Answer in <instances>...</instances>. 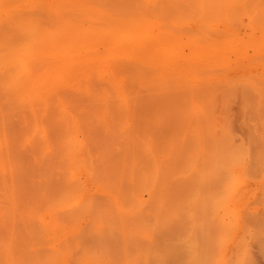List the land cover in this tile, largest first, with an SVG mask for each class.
Masks as SVG:
<instances>
[{"label":"bare ground","instance_id":"bare-ground-1","mask_svg":"<svg viewBox=\"0 0 264 264\" xmlns=\"http://www.w3.org/2000/svg\"><path fill=\"white\" fill-rule=\"evenodd\" d=\"M36 1L37 0H0V93L3 92L5 95L7 92L9 95L8 100L14 102V104L15 102H20L19 104H27L29 105L28 107H30L31 111L35 112V109L39 107L38 105H40V107L42 105L44 108H48L50 96L54 94L60 95L64 86H71L81 92H84L88 97L92 98L91 107L93 113L90 114V117L88 116L86 118H82L77 115L70 114L64 107H61V119H59V115L58 118L53 116L54 118L51 117V121L47 123L39 118V116H36L35 118L34 115L36 114L34 113L33 116L36 121H30V117H24V120L22 119L21 121L20 119V124L15 123V121L13 122L12 118L9 116H0V186L2 188V193H4L2 195H5L6 197V201L3 200L4 203L0 200L2 201L0 202V215L6 216V213L10 212L13 213L12 216H14V213L17 210L21 212V214L18 212L16 215L19 214V218L21 219L22 212L23 214L27 212L26 216L22 215V219L25 222V224H23L26 226L28 217L30 220L36 219L38 221L37 224H39L38 232H36L37 227L34 230H30L31 228L29 229L24 226L26 228L25 230L19 227L20 224H16V226L18 225L21 229L19 230L23 232L22 236L21 232L18 235L21 236L20 239L18 237V240L16 239L15 233V231L18 230L10 231V233L6 234L8 235L10 241L8 240V242L3 244V239L1 241L2 245L0 248L3 246V250H0V252H2L0 253L2 255V257L0 256V264H106L102 259V251L103 249H106L103 241L109 237L111 232H114L111 222V224H105L106 221V223H109L111 220H109V218L114 217L115 221L117 220L118 222L122 220V223L124 224L120 235L123 239L122 247L124 248L122 249H124L126 253L130 248H133L134 253L136 251L135 248L139 247L140 249V245L132 243L133 240H138L139 238L143 239L148 236L150 245H153L154 235L158 233L159 228L168 227L167 229H173L171 232L172 235L175 233V230H179L178 225L180 226L182 223L180 212H175V209L177 208H174L175 203L173 204L172 200V196H175L172 195V187L165 186L164 189L160 191V181L162 179L163 171L165 172V165L153 163L150 165L149 170H145V164L143 162L145 154L143 151L146 147V141L153 140V130L150 126L166 124V122H168L163 119L166 115L161 110H158L157 114L154 113V117L147 113L149 110L143 103L145 96L143 93L147 88L144 86H146L154 78V80H156V78L162 74L164 68L168 65V57L173 53L174 48H178L179 45L173 47L168 43L169 38L173 33L170 30L171 28H166L164 22L162 24V21L159 22L160 20L154 16L157 11L152 12V10H155V6L156 9L157 7L163 8L165 0H110V2L106 1L108 4L105 3V1H100V3L107 4L113 9V12L107 11V9L103 12L104 9L101 8L103 5H99L101 11L103 10L101 14L105 16H103L104 18L102 20L104 21L105 19L106 22H104L109 24L108 28L106 30L104 29L103 33L102 31L100 33L99 31L87 29V27H84L86 29L81 28L84 24H82L81 27H78L79 24L77 22L80 20L76 21L74 18V21L72 22L64 19V21L66 20L67 22L65 21L63 25L61 24V26H57L58 28L56 27V29L53 27L47 28L48 26L43 27L42 22H45L43 18H46L45 15L49 12V9L50 12L52 10L49 4L52 3L54 6L55 3L54 0H52L53 2H50L49 0L47 6V3H44V7H49V9H47L48 11L46 10V14H42L45 17L42 16V18H40L43 20L40 22V24L42 23L41 26L39 24L40 20H38V16V19L36 20L33 12H26L28 10L32 11L30 10L32 8L34 10L33 6H35V10L39 11V9H36L37 5L34 4ZM65 1L66 0L59 1V4L62 2L61 5H63L64 9L60 6L62 10L60 7V10H58L59 8L57 9L54 6L57 10L53 9L52 11L55 10L57 11V14L64 15L65 18H68V11L72 9L69 13L70 16L74 9L72 7L71 9L69 7L65 8ZM77 1H80L79 3L82 2V0ZM173 1L174 0H170L169 2ZM177 1L179 2V0ZM180 1L182 4H185V6L183 5L185 8H181V10L184 9L185 11L186 9L187 11V8H189L188 10H191L192 13L195 14L196 19L199 21V32L203 33L199 37L195 36L191 41L194 45V49H196L194 57L201 56L202 58L198 60L197 63L189 62L190 64H188L187 75L191 78L194 87H196V85L197 87L194 90H188L184 94L192 97V103L190 107L182 111V114L178 115V118L180 119L178 122H180V127L191 123L195 124L192 130H186L187 133H185V137L191 136V138L198 139L199 146L202 151L201 153H205V146L203 145L204 139L211 138L209 141L214 142L215 144L210 151L212 154L200 155V158L202 159L205 156L208 157L210 160L202 159L203 162L209 161L208 163L212 160L213 162H215V160H222V164L221 161H218L212 163V167L219 168L220 164V168L224 169H222L223 178L227 176L223 174L229 173L227 179L225 178L223 182L220 181L219 183L217 179H219L221 175L219 176L218 173L219 177L217 178L216 176L217 179H215V176H212L211 174L219 172L220 168L217 171H215V169V172L211 170V174L203 170L201 167H198L195 172H193V175L195 173L198 174V172L203 173L204 171L206 174L209 173L212 177V182L214 183L209 182L216 185L215 182L217 181V185L219 187L217 185L216 186L219 188V191L221 189L217 196L216 194L215 196H210L209 193L212 188H210L211 185L208 184V180H210V178L206 179L208 185H205V187L202 185V189L205 190L204 192L200 189L201 184L199 186V183H203L206 176L209 177L210 175L207 174L204 176L205 174H203L204 177L202 178L204 181L202 182V180H198L199 183L197 180L192 178L194 179L193 181L198 183L199 191L202 194L197 192V185L195 186L197 189L196 193H200L201 196H205L203 193H207L209 190L206 194V200L204 196H202L204 198V201L202 202V197L200 198L198 196L199 194H195L197 195V201L200 200L199 203L196 202L198 204V208L203 206L201 208H203L204 211H206L207 208L210 210V206L212 204L211 209H214V212L212 210V212L209 211L213 217L207 213L208 210L205 212L206 215L204 211L201 212L203 213L201 216L199 215L200 217L203 215L205 217L204 219L200 218V221H202L203 224V221H206L207 218L209 220L206 222L212 221V225H201V228L200 224L202 223L200 222L198 223L200 226L199 228L194 225L197 221L199 222L198 218V220L194 221V223L190 226L188 225V230L191 231V229H194L193 231L196 233L197 231H195V229L199 228V233L201 231V234H203L199 235L203 236V238L205 237L204 240H207V245L204 242L199 243V241H203V239L199 240V235H196L198 238L195 237L194 239L193 237L195 234L193 233V235H191L193 231H188L190 232V234L188 233V236L190 237V242L192 244L188 241L189 238H185L187 230L184 233L181 228L183 233L181 232V229L180 232L182 234L179 232L180 238L181 236L183 238V235L185 234L184 238L188 241V243H190L189 246L193 247H190V249H193L194 251L192 250L191 252L189 250V252L193 254H191V258L192 256L196 258L198 255L199 257L196 258V260L198 259L197 262L204 264L205 262L201 260V256L199 254L200 252H198V250L202 248L201 250L205 252L207 246L210 245V240L208 239L209 237L206 233L207 230H204L206 227H214L217 225V228H220V232L218 233L220 237L218 236L217 238L221 240L222 243L223 240L224 242H227L233 237L234 239L237 238L232 249L233 251L236 249L237 252H239V250L241 252V249L244 248V246H250L248 243H251V238L248 236L252 235V239L253 237L254 239H257L256 237L260 236L258 233L262 230V232H260L262 235L264 232L262 228H258V226L261 227L260 222L259 224H256L258 225L256 228H253V226L255 227L254 223L257 222H250L253 216L255 219L253 218L252 220H256V214H259L255 211V209L252 210L249 205V198L253 195L252 192L248 189H244L243 187L237 189V187L244 182L245 179L251 178L250 172L254 169L256 173H258L257 171L262 172L264 176V155H261L259 151H257L256 155H251L253 144L249 145L245 141L236 143L234 135L229 129L227 123H219L215 120L216 117H213L212 114L214 112L212 109L214 108L213 97L217 93V90L212 89V87L215 86L214 83L217 82V78L207 77L204 73H202V76L199 74L201 70L203 71L206 66L211 63H214L222 70H224L223 68H229L232 62L231 56L233 55V49L246 44L244 41L240 42L236 38H231V36L235 34L234 29H236L235 14L248 15V18L244 19L247 28L252 30V32L261 33L253 47L257 51L264 50V0ZM72 2L73 4H79L74 0H72ZM176 2L173 3L176 4ZM97 3L94 4L95 7L88 6V4L91 3H88L86 6L82 4L81 7L83 9L87 7L89 9L92 8L91 10L95 11L98 10L97 8L99 7ZM178 4L179 3H177V5ZM38 5H40V3H38ZM42 6L43 4L40 6L41 9ZM75 6L76 4H74V7ZM105 8L107 7L105 6ZM111 8L108 9L111 10ZM79 9L77 10L79 11ZM89 9L85 10L88 12ZM43 10L45 9H42V11ZM75 10L72 13H75L76 15ZM130 10L134 11L133 15ZM58 11L60 12L58 13ZM128 11H130V13H128ZM85 12L84 14H87V12ZM65 13H67V16ZM150 13H154L152 15L155 20L153 16H149ZM84 14H82V16ZM79 16H81V14H79ZM48 17L50 16L48 15ZM55 17L57 18L59 16L55 15ZM70 17L68 19H70ZM75 18L78 19L79 17ZM156 18L159 20L158 22L156 21ZM48 20H51V18H48ZM73 22H76L78 26H76V23ZM59 23H61V20ZM80 23L82 22L80 21ZM51 24L52 26L54 25L53 22ZM56 24L54 26H56ZM123 30L129 32L127 37L132 41L129 45V49L132 50L130 53L132 54L130 55V60L118 63L116 67L113 66L117 72L113 80H110L108 84L110 85V89L114 90L113 93L117 90V93L115 94L116 97H114L110 92V89L95 85L91 82V78L97 74L96 72L99 70L98 67L101 66L100 57L102 56H100L98 52V43L103 39V37H106V39H108V44L110 43L111 46H109L106 50L107 52L105 53L112 52V50L116 51L119 33ZM209 31L213 32L218 37H211V33L209 34ZM224 38L226 39L223 41L222 39ZM227 38L231 39L227 40ZM55 43L58 44L56 47L54 46ZM161 53L165 54V58H161L159 56ZM242 54H244V51L240 53V55ZM125 73L127 76H124ZM120 78L121 81H119ZM240 78L249 92L251 90L252 93L258 95L259 102L257 105L259 107L264 106V77H258L252 74L247 75L244 73ZM125 80L127 82L130 80L133 83H131L132 86H130V88L126 89V85L121 84V82H126ZM224 80L225 79H221L218 80V82ZM203 83L206 84L205 87H202ZM212 83L214 86H211ZM207 85L208 87L211 86V88H208ZM248 90L244 93L248 92ZM178 96H180L178 93L166 91L164 98L173 102ZM186 101L188 105V100L186 99ZM174 103L176 108L183 109L186 107V103ZM162 106L164 105L158 104L157 109ZM245 109H248L247 105H245ZM245 112L249 113L248 110ZM248 118L247 120L251 122V127H255L257 130L259 127L260 129L264 127V116L261 113H258L255 118ZM32 119L33 118H31V120ZM23 121L25 124L21 123ZM21 126H26L27 130L21 131ZM79 130L81 133H84V139L78 137L77 134L79 133ZM257 136L259 138L257 141L264 143V132L257 133ZM91 139L93 142L98 139L96 142V146L98 147L97 153L92 152L93 142ZM111 142L116 143L117 146L115 148L120 154L123 153L121 156L123 160H120L121 162L117 161L116 164L110 161L109 158V151L112 150L110 148ZM219 142H226L227 145H222ZM97 144H100V146ZM123 144H125L124 147H118L123 146ZM22 145L26 146V150L21 148ZM21 150H23V152ZM58 159H60V161H58ZM251 159L254 163L250 162ZM189 160L193 161L194 164L191 166H194V158H189ZM196 160L199 161L200 159L196 158ZM56 162L59 163V165H56ZM71 163L75 164L74 168L70 167ZM208 163L205 164L208 165ZM196 165L198 166L199 163H196ZM58 166H62L61 171L59 172L62 173V177L59 178L55 176L56 168ZM191 166L188 167L187 165V169L189 168L193 170L194 167H192V169L190 168ZM209 166L211 168V165H208L207 167L206 165L204 166L203 163V168L207 167L205 169H208V171L210 170ZM200 168L203 172L202 170H198ZM189 169L187 171L191 172ZM79 170L86 172L89 179L94 182L99 189H101V191L106 195V198H110V201L108 200L109 202H106L109 203L107 207L106 204H102L101 201L100 203L97 202V197L95 198V196L85 197V192L87 191L86 183L75 178V172ZM222 170H220V173ZM118 172H122L121 176ZM254 172L251 173L253 174ZM168 174H171L174 181L176 180L175 177L177 173H174L172 166L169 167ZM213 178L216 181H214ZM30 179L33 180L31 183L29 181ZM129 179L131 180V183L128 182ZM220 180H222V178H220ZM193 181H190V188L193 186ZM191 182L193 183L191 184ZM134 183L137 184V186ZM206 187H208V189H206ZM31 188L33 191H38L40 193H35V195L32 196L33 192L29 194L28 191ZM192 188L194 190V187ZM217 188L213 186L212 190H217ZM262 189L264 191V184ZM146 191L149 194L148 200L144 198ZM188 191L186 195L190 196L193 191L190 190L192 192L189 191V195ZM42 192L45 195L51 192L53 197V200L51 201L52 203L46 207L43 212H41L42 210L36 211L37 209L35 210V208L37 206L33 208L34 203L37 201L39 202L40 199H38V197L42 194ZM214 193H216V191H214ZM214 193L211 192V194ZM181 194L182 193H180V196L184 197V195ZM186 195V199L183 200L184 202L185 200L188 201L194 199V193L193 197H191L193 199H187ZM208 196L213 197L210 198L211 201L208 199ZM263 197L264 196H262V198ZM98 200L101 199L99 198ZM195 200L196 199H194V201ZM7 201L8 203L5 204ZM194 201L190 202L193 203ZM205 201L210 203V206L206 205ZM177 202L178 201H176V203ZM200 202L202 204L204 202L207 208L204 204L200 205ZM260 202H262V200ZM186 203L187 202H185V205L189 206V204ZM191 203V210L194 212V210L196 211L198 208H193L194 206H197H192ZM23 204L26 205L24 206L26 207L24 210L21 208ZM238 204H242V207L239 208ZM262 205L264 204L262 203ZM187 206H185V208L188 209ZM65 207L67 208L66 210L61 213L58 212L59 209ZM179 207L181 208L183 206ZM20 208L22 211H20ZM109 209L110 211L112 210L111 214H109ZM184 210L185 209L180 211ZM188 210H190V208ZM191 210L189 212H191ZM199 210L200 209H198V211ZM163 211L167 215L161 216ZM51 212H55L53 219L50 222L46 221L44 218L45 215ZM175 213H177V216L180 214L179 217L181 220L179 217L176 218L178 220L176 222L179 223L176 226L178 229L174 230V223H176L174 222L176 220ZM196 213L197 211L191 215H196V217H198V213ZM145 216L147 217V220L145 219ZM187 216L190 217V214L187 213ZM232 216H235L240 222L236 227H232L229 222V218ZM9 217H11V214ZM17 217L15 216L16 219H19ZM24 217L27 218L24 219ZM11 219L14 220V217L10 218V220ZM16 219L14 221L15 223L17 221ZM3 220L6 221V219ZM193 220L191 222H193ZM11 221L9 222L10 224ZM83 222L88 226H81L80 224ZM188 222L191 223L190 221ZM0 223L2 224L3 222L1 221ZM5 223L7 226L10 225L7 222ZM23 224L21 223V225ZM192 225H194V228H192ZM251 225L252 227H249ZM11 226H13V224H11L9 228ZM55 226L58 228L56 229ZM248 227L257 229V236L255 235L256 233L251 234V232L248 231ZM262 227L264 228V226ZM209 229L210 228H208V230ZM7 232H9V230ZM246 232H250V234H246ZM27 233L34 236L37 234L38 236L32 240H28L26 236L28 235ZM244 233L248 236H245ZM94 234H96V239L93 237ZM179 234L174 235L175 238H178ZM206 236L208 238H206ZM243 237L244 239L246 237L248 239L250 238V241L246 240L247 245H245V241L243 242ZM175 238L171 240V245L169 243L170 247L165 249L166 252L163 254V258H165L166 254L170 255L168 252H171L172 254V245L175 243ZM85 239L93 245L90 246L85 244ZM19 240H21L22 243L19 242ZM183 240L184 239H182V242L179 240L181 246L184 242H186V240ZM222 243L219 247H216V250L220 249V252L218 251L219 254L213 253V255L215 254V257L218 255L220 256L215 259L214 256H212L211 262H214V264H231V257H235L236 254L234 255L230 253L232 250L230 251L229 248L231 246L229 244L222 245ZM242 243H244L243 247H241V249H237V247H240L238 246L239 244L242 246ZM200 244L202 245L201 247H199ZM260 246L262 248V244ZM210 247L211 246L208 248L209 250L207 249L208 251H211ZM182 248L181 250L183 251ZM96 249L99 250L96 251ZM17 250H20L21 253L19 251L17 252ZM77 250L83 251V255L81 257H75L77 254L75 251ZM244 250L245 252L247 251L245 248ZM42 251L44 252L42 253ZM139 251H142V254L140 253L141 256L145 252V250L143 252V249L137 250V252ZM137 252L135 254H137ZM126 253L124 252L123 256H125L124 254ZM229 253L232 254L230 255V259ZM249 253H251V251L248 252V254L246 253L247 255L244 252L240 253V258L237 262L239 264H247L248 260L251 261L252 258L251 260L248 259L249 256H251ZM128 256V258L125 257L127 260L122 257L124 261L119 258V261L122 260V263H120L123 264V262H125V264H134L137 259L132 261L130 254ZM141 256L139 257L141 258ZM236 256L237 258L239 257L238 255ZM188 257L190 258V255ZM134 258L135 257L133 255V260ZM159 258H161V256ZM194 258H192V260H194ZM213 259H218V261L216 262ZM234 259L235 258H233V260ZM233 260L231 262H233ZM119 261L116 260L114 262L113 260L111 264H120ZM186 261H188V264H200L195 263V260L194 263L193 261L190 263V260ZM234 264H237L236 260L234 261ZM248 264L250 263L248 262Z\"/></svg>","mask_w":264,"mask_h":264},{"label":"rangeland","instance_id":"rangeland-1","mask_svg":"<svg viewBox=\"0 0 264 264\" xmlns=\"http://www.w3.org/2000/svg\"><path fill=\"white\" fill-rule=\"evenodd\" d=\"M37 1H41V2H37ZM37 1H36L37 4H36V2L34 3L35 5L38 6V7L36 6V9H39V11H40V9H41L40 6L43 4L42 9H45V10L42 11V9H41V11L39 12L38 10H35V6H33L34 10L32 8V9H30L32 11L28 10L26 12H30V13L33 12L34 18L36 17L35 18L36 20L39 17V19H38V20H40L39 24L43 20L45 22L49 21L48 23L47 22L46 23L42 22L43 24L41 23L43 25V27H47L48 26L47 28H50V27L52 28L53 27V28L56 29L57 26L59 27V25L61 26V24L62 25L64 24V22L66 21V20L64 21V19H67V21L69 20V21L72 22V21H74L73 20V18H74V19H76V21L80 20L82 22V23H80V21L77 22L79 24V26H78V24L76 22H73V23H76V26L81 27L82 24H84V26H82L81 28L87 27V29H91L93 31H99L100 33L102 31V33H103L104 29L106 30L108 28L109 24L105 23L106 22L105 19H104L105 22L102 20L105 16L101 14L102 11H103V10L101 11V8L104 9L103 12H105L106 9H107V11H112L113 12V9L109 5H107L108 3L106 2V1L110 2V0H84V1L82 0L81 3H79L80 1L78 2L77 0H74L75 2L79 3V4L74 3V4H76L75 7H74V4H73L72 0H70L72 2V5H71V2L69 0H66L65 3H64V5H65L64 7L65 8L69 7L71 9V7H72L74 10L76 9L75 10L76 11V15H75V13H72L74 10L71 12L70 16H72V17L69 16V13H70V11L72 9L70 11H68V18L70 17V19H72V20H70L68 18H65L64 15L57 14V11H55V10H54L55 12L52 11L53 9H56V8L58 9L60 6L63 8V5H61L63 1L59 4V1H61V0H54V3H55L54 6L56 8L52 5V3H50L49 5H50V7L52 9L51 12H50L49 7H44L45 6L44 3L45 4L47 3L46 4V6H47L48 3H49V0H47V1H45V0H43V1L42 0H37ZM97 1H98V3H97ZM100 1L101 2L105 1V3H107V4L100 3ZM112 1H114V0H112ZM169 1L170 0H165V3H164L165 5L163 6V8L162 7L161 8L157 7V9H156L155 8L156 6H155L154 7L155 10L154 11L152 10V12H156L157 11L158 14L157 13H155V14L154 13H150L149 16L151 17V16H153L152 14H154V16L157 17L160 20L159 21L156 18L157 22L158 21L159 22L162 21L161 23L163 24V22H164V25L166 26V28H171L170 30L173 33L171 34V37L169 38V42L168 43L170 45H172L173 47L176 46V45H179V46H178V48L175 47L174 50H173V53L168 57V65L164 68L162 74L160 76H158L156 78V80H154L155 78L154 79L152 78L153 80H151L146 86H144L145 88L146 87L147 88H146V91L144 90V93H143L145 95L144 99H143V103L145 104V106H147V108L149 110L147 113L150 116L154 117V113L157 114V111L161 110L166 115L163 119L165 121H168V122H166V124L150 126V128H152V130H153V140H147L146 141V147H145V150L143 151L145 153L144 157H143V162L145 164V167H144L145 170H149L150 169V165L153 164V163L154 164L155 163H159V164H164L165 165V172L163 171L162 179L160 181V191H162L165 186L172 187V195L176 196V200H175V196H172L173 204L175 203L174 204V206H175L174 208H177V209H175V212L179 211L180 214H181V215L178 214V216H177V213H175L176 214L175 219L178 218L179 215H180V217L182 218V223L180 221L181 224L179 226L178 225L179 222H176L178 220L176 219L174 221V222H176V223H174L175 224L174 230L178 229L176 227L177 225L179 227V230L178 231L175 230L174 231L175 233L172 234V235H171V232H172L173 229H171V228L167 229L168 227L159 228L158 233L154 235V243H153V245H150V243L148 241L149 240L148 236H146V238H143V239L139 238L138 240H133L132 243L140 245V249H139V247H137L138 249L135 248L136 249L135 253L137 252V250H142L143 249V252L145 250V252H144L145 254L143 253V255H142L144 257V259H143V257L140 255V253L142 254V251H139V252H137V254H135L133 248H130L127 253H126V251L124 249H122L124 247H122L123 239L121 238L120 233L122 231V228L124 227V224L122 223V220H120L119 222L116 220L117 221L116 222L114 217L109 218V220L111 219L112 221L108 220L109 223H106L107 222L106 221L105 224H111L112 223V225H113L112 228H113L114 232L113 233L111 232L109 234V237L103 241L105 243V248L106 249L105 250L103 249V251H102V259L105 261L106 264H111V262L113 260H114V262L116 260L119 261V258L122 259V257L124 259L129 254H130V257L132 258V261H135V259H137L136 260L137 262L135 261L134 264H188L187 263L188 261H186V260H190V263L192 261H193V263L195 261H196L195 263H200V262H197L198 259L196 260V258L199 257V256L197 255V257H196L194 255L196 258H194L192 256V258H194V260H195L194 261L191 258V254L192 253L189 252V250L192 252L193 249H190L191 246H189V245H190L191 242H190V237L188 235L194 229H191V231L188 230V225L190 226L192 223H194V221H197L198 218H199V222L197 221L194 225H196L199 228H200L201 225H208V224L212 225L211 224L212 221L206 222V221L209 220L207 218H206V221L205 220L203 221L204 224L202 223V221H200V218H202V219L205 218L204 215L202 217H200L203 214L201 212L204 211V209L201 208L203 206H200V208H198V206H197L198 204L197 203H199L200 200L197 201V198H196L197 195H195V194H199L198 196L200 198L202 196H204V195L201 196L202 193L199 191V186L201 184V186H200L201 188L200 189H201L202 192H204L205 190L202 189V185L205 187V185L209 184V185H211L210 188L212 187L211 188V192L214 193V191H216V193H214V194H211V192H210L209 193L210 196H212V195L215 196V194L217 196L218 193L221 191V189L219 191L218 190L219 188H217L218 182L219 183H220V181L223 182L225 180V178L227 179V176L229 174V173L225 172L226 174H223V175H227V176L226 177L224 176L225 178H223L222 173H223L224 169L222 168L223 169L222 170L220 168L221 167L220 164H219V168H220V170H222L221 173H220V170H219V172H215V171H217L219 169L218 167H215V168L212 167V163L221 161V164H222V162H223L222 160H215V162H213V160H212V161H210V163H208L209 161L208 162L207 161L203 162V160H202V159L210 160L208 157L205 156L202 159L200 158V155L212 154L210 151L215 146V144H214V142L209 141L211 138L204 139L203 145L205 146V148H204L205 153H201L202 151H201V148L199 146L198 139L191 138V136L185 137V133H187L186 130H192L193 126L195 124L191 123L189 125H183L182 127H180V125H179L180 122H178V121H180V119L178 118V115L182 114V111L184 109H187L188 107H190V105L192 103V97H190L188 95H184V94L188 90H190V89L194 90L197 87V85H196V87H194V84H193L191 78L187 75L188 64H190L189 62H196L197 63L198 60H200L202 58L201 56L194 57V53H195L196 49H194V45L191 43V41L194 39L195 36H198V37L201 36L203 32H199L200 31L199 28H198L199 21H198V19H196L195 14H193L191 10H188L189 8H187V11H186V9H185V11H184V9L181 10V8H185V7H183V5L185 6V4H182V2L180 0H179V2L177 0H174L173 2L177 1L176 4L173 3V2H169ZM50 2H53V1L50 0ZM66 2H67V4H66ZM38 3H40V5H38ZM88 3H91V4H88ZM96 3L98 4V6L99 5L100 6L103 5V6L101 8L99 6L97 8L98 10H95V11L93 10L92 11L91 7H95L94 4H96ZM177 3H179V4L181 3V4L177 5ZM82 4H84L85 6L87 4H88V6H91L90 7L91 9H89L88 7L85 8V9H89L88 10L89 13L85 9H83L81 7ZM57 5H58V7H57ZM104 5L107 8H105ZM149 5H151V4H149ZM181 5H182V7H181ZM77 6H79L80 9ZM52 7H54V8H52ZM60 8L58 10H60ZM62 8H61V10H62ZM108 8L109 9L111 8V10H109ZM47 9H49V12H47V14H46V10ZM77 9H79V11L81 13ZM83 10H85L87 12V14H84L85 11H83ZM34 11H37L39 13L34 12ZM130 11L132 12L131 14L133 15L134 11L133 10H130ZM130 11H128V13H130ZM59 12L60 11H58V13ZM44 13L46 14L45 16H46L47 19L43 18V20H41L40 18H42V16H44V15H42ZM50 13H51V15H50ZM66 14L67 13H65V15ZM79 14H81V16H79ZM82 14H84V15L82 16ZM107 14H109V13H107ZM48 15L50 17H48ZM55 15L56 16L58 15L59 17L56 18ZM154 16H153V18H154ZM75 17H79L80 19L79 18L77 19ZM48 18L49 19L51 18V20H53V21L48 20ZM53 18H55V19H53ZM246 18H248V15L235 14V20H236L235 21V26H236V29H234L235 30V34L232 35L231 38H236L240 42L244 41V42H246V44L242 45L241 47H236L235 49H233V53H232L233 55L231 56V59H232L231 66L229 68H223L224 70H222V69H219V67L217 65H215L214 63H211V64H208L203 71L201 70L199 72V74L202 76V73H204V75L207 76V77L217 78V82L214 83L215 86L213 85V83L211 84V86H214V87H212V89L217 90V93L213 97L214 108L212 109V111L214 112V113L212 112L213 113L212 115H213L214 118L216 117L215 120H217L219 123H223V122L227 123L229 129L231 130L232 134L234 135V139H235L236 143H241L242 141H245L249 145L253 144L252 145V149H251L252 150V154L251 155H256L257 151H259L261 153V155H264V143L257 141L259 139L258 136H257V133H263L264 132V127L261 128V129L259 127L258 130H257L255 127H251L250 126L251 122L247 120L248 117L250 119L251 118H255L258 113H261L264 116V106H260L259 107L257 105V103L259 102L258 95L252 93L251 90L249 92V90L245 87V85L242 83V80L240 78L242 76V74H244V73L247 74V75L252 74V75H256L258 77H264V50L257 51L253 47L254 44H256L257 38H259L261 33L260 32H256L255 33V32H252V30L248 29L246 24H245V22H244V19H246ZM56 19H58V20H56ZM60 20H61V23H59ZM154 20H155V18H154ZM50 22L51 23L53 22L54 25L56 23H59V24H56V26H54V25L52 26V24ZM84 29H86V28H84ZM210 33H211V35H210L211 37H218L213 32L209 31V34ZM26 34H28V33H26ZM128 34H129V32H127L126 30H123V31H121L119 33V39L117 40L118 41V46H117V50L116 51H113L111 49L112 52L105 53V52H107L106 50L109 48V46H111L110 43L108 44V42H107L108 39H106V37H103V39L98 43V46H97L98 52H99V55L102 56V57H100L101 66L98 67L99 70H98V72H96L97 74H95L91 78V82L92 83H94L97 86L107 87L108 89H110V85L108 83H109L110 80L111 81L113 80V78H114V76H115V74L117 72V71H115L113 66L116 67V65L118 63H121L122 61L130 60V58H131L130 55L132 53H130V52L132 50L129 49V45L131 44L132 41H131L130 38L127 37ZM231 38H227V40H229ZM225 39L226 38H224L222 40L224 41ZM57 45H58L57 43L54 44L55 47ZM242 51H244V54L240 55V53ZM159 56L161 58H165V54L161 53V54H159ZM124 76H127L126 73H125ZM221 79H225V80L218 82V80H221ZM119 81H121V78H120ZM131 83L132 82L130 80H128V82L127 81L126 82H121L122 85L123 84L126 85L125 86L126 89L130 88V86H132L133 83L132 84ZM205 83H203L202 87L206 86ZM211 86H209V87L211 88ZM207 87H208V85H207ZM100 89H101V87H100ZM140 89H142V88H140ZM246 90H248V92L244 93ZM0 91H1V89H0ZM127 91H129V90H127ZM166 91L178 93L180 96H178L172 102L171 100H167V99L164 98V95H165ZM110 92L113 94L114 97H116L115 94L117 93V90H115V93H113L114 90L110 89ZM0 94H1V97H0V116L1 115L9 116V117L12 118V121L13 122L15 121V123H17V124L20 122V119H21V121H22V119L24 120V117H27V118L30 117V119H29L30 121H33V120L36 121L35 120L36 116H39V118H41L42 120H44V122H47V123H49V121H51V117H53V116L56 117V118H58L60 116L59 119H61L62 118V116H61V112H62L61 107H64L70 114H74V115H77V116L82 117V118H86L88 116L90 117V114L93 113V110H92V107H91L92 98L88 97L84 92H81L80 90L76 89L75 87H71V86H64L63 90L60 92V95L54 94V95L50 96L49 97V102H48V108H44L42 105H41V107H40V105H38L39 107L35 106V107H37V109H35L37 112L36 111L32 112L30 107H28L29 105H27V104L25 105L23 103L19 104L20 102H15V104H16L15 105L14 102L8 100L9 99V95H8L7 92L5 93V95H4L3 92H1ZM186 99L188 100V105H187ZM174 102H179L181 104H185L186 103V107L183 108V109L176 108ZM11 103H13V104H11ZM158 104L164 105V106H162L161 108L157 109ZM245 105H247L248 109H245ZM246 110H248L249 113H246L245 112ZM34 113L36 115H34ZM33 115L35 116V118H34ZM101 117H103V116H101ZM31 118H33V119L31 120ZM17 119H18V122H17ZM61 122H62V120H61ZM21 123L25 124L24 121L21 122ZM17 127H18V125H17ZM26 130H27L26 126H23V127L21 126V131H26ZM82 133L79 130V133L77 135H78V137L84 139V133L83 134ZM97 141H98V139L95 142H93V140H92V142H93L92 143V147H93L92 152L93 153H97L98 152V147L96 146V142ZM219 143L222 144V145H227L226 142H219ZM97 145L100 146V144H97ZM124 145L125 144H123V146H118V147H124ZM110 146H111L110 148L112 149L111 151H109L110 161H112V162H114L116 164L117 161L123 160L122 157H121L123 155V153L120 154L115 148L117 146L116 143L111 142ZM21 148H23V150H26V146H24V145H22ZM23 150H21V151L23 152ZM189 158H194V162H195L194 166H191L194 163H193V161L189 160ZM196 158H199L200 160L198 161V160H196ZM58 161H60V159H58ZM250 162L254 163V161H252V159H251ZM196 163L197 164L199 163V165L197 166ZM203 163H204V166L206 165L207 167H208V165H211V168L209 166V168H210L209 171H208V169H205L207 167L203 168ZM205 163H208V165L205 164ZM56 165H59V163H57ZM187 165H188V167L191 166L190 168L194 167V169L192 168L194 171L188 168L189 170H191L192 173L190 171H187L188 170L187 169ZM171 166L173 167L174 173H177L176 177L178 176L177 178L175 177V179H176L175 181H174L173 177L171 176V174H168L169 173V167H171ZM70 167L74 168L75 164L71 163ZM198 167H201L203 170H205V171H207L209 173H210L211 170L214 171L216 169L214 171L215 174L214 173H212V174L210 173V174L212 176H215V179H217L221 175L219 177V179H217L218 182L213 178L214 181H216L215 183H216L217 186L215 184H211V183H214V182H212L211 175L209 173H207L210 176L209 177L206 176L207 175L206 172L204 171L205 172L204 173L201 168L198 169V170H202L203 173L196 171V172H198V174L195 173L193 175V172H195V170ZM61 168H62V166H58L56 168L55 176L58 177V178L62 177V173H59L61 171ZM252 170H253V168H252ZM254 171H255V169L253 171H251V172H254ZM251 172H250L251 178L250 179H245V181L242 182L237 187V189H239L240 187H243L244 189H248V190H250L252 192L253 195L250 196V198H249V202H250L249 205H250L252 210L255 209V211L258 212L259 214L258 215L256 214V216H257V217L255 216L256 220H252L254 218L253 215H255V214H253L252 215L253 218H251L250 222L251 221H252V223H254L253 221L257 222V223H254L255 227L253 226V228H256V226H258L256 224H259V222H260L261 227L258 226V228L259 229L262 228L264 230V228L262 227V226H264V209H263L264 205H262V203L264 204V202H263L264 197L262 198V196H264V191L262 189L263 188V184H264V179H263L264 176H263L262 172H259V171H257L258 173H256V171H255L254 172L255 174L254 173L252 174ZM121 173L118 172V174L120 176H121ZM218 173H219V176H218ZM203 174H205L204 176H206V178H205L206 184H205V181L202 178V177H204ZM196 175H200V176H196ZM252 175H254V176H252ZM190 176H193V177H190ZM194 176H196L197 178L194 177ZM216 176H217V178H216ZM262 176H263V178H262ZM75 178H77L78 180L86 183L87 191L85 192V197L95 196V198L97 197V202L100 203V201H101V203L102 204H106V207H107V205L109 203H106V202L110 198L109 199L106 198V195L101 191V189H99V187L94 182H92L89 179V176H88V174L86 172L80 171V170L76 171L75 172ZM192 178L197 180V182H198V180L199 181L202 180V182L203 181L204 182L203 183H199L198 182L199 183V186H198V183L193 181L194 179H192ZM207 178H210V180H208V184H207V180H206ZM220 178H222V180H220ZM188 179H190V180H188ZM191 180L194 183L191 182V184L193 183L192 184L193 186H191V188H190V181ZM29 181L31 183L33 180L30 179ZM188 181H189V183H188ZM128 182L131 183V180L129 179ZM135 185L137 186V184H135ZM196 185L198 186V187H196V188H198V190L195 188ZM212 185L215 186V188H217V190H215V189L212 190L213 189ZM192 187H194V190H193ZM208 187H206V189H208ZM188 188L190 190H192L193 192L190 191ZM56 190H59V189H56ZM188 190L190 192H192V194H190V196L186 195ZM196 190H197V192H200L201 194L200 193H196ZM28 191H29V194L33 192L32 196L35 195V193H37V194L40 193L38 191H33L32 188L29 189ZM189 191H188V195L190 193ZM183 192L184 193L186 192V193L184 194ZM208 192H209V190L207 191V193ZM49 193H47L45 195L42 192V194L39 195V197H38V199H40L39 202L37 201V202L34 203V206L32 205L33 208H35L37 206L35 208V210L37 209L36 211H38V210L41 211L42 210L41 212H43V210L52 203L51 202L53 200L52 193L51 192H49ZM173 193H176V194H173ZM180 193H182L184 195V197L180 196ZM193 193H194V199H196L195 201H194L193 198H191V197H193ZM207 193L206 192L203 193V194H205V196H204L205 200L207 198L206 197ZM2 194H4V193H2V188L0 186V200L6 201L5 200L6 199L5 195H2ZM43 194H44V196H43ZM185 195L187 196V199H189V198L193 199V200H188V201L185 200V202H187L190 207L185 205V202L183 201L184 199H186ZM210 196H208V199L213 198V197H210ZM107 197H109V196H107ZM178 197H179V199H178ZM180 197H181V199H180ZM99 198L101 200H98ZM144 198L146 200L149 199V194H148L147 191L145 193V197ZM204 198L202 197L201 202L204 201ZM261 200H262V202H260ZM2 201H0V202H2ZM4 201H3V203H4ZM176 201L180 202L181 205L178 202H177L178 203L177 204ZM190 201H194V202L191 203ZM207 201H205V204L210 206V203H208ZM210 201H211V199H210ZM201 202H200V205L202 204ZM6 203H8V201L5 202V204ZM190 203L192 204V206H194V205L197 206V207L194 206L193 208L200 209L199 211H198V209L196 210L197 213H198V217H196V215H193V216L191 215L192 213L194 214V212H196V211L194 210V212H192L193 210H191ZM194 203H196V204H194ZM176 204H177V206H176ZM203 204H204V202H203ZM3 206H4V204H3ZM24 206H26V205L23 204L21 206V208H23L22 210H24L26 208ZM179 206H183V207L180 208ZM185 206H187L188 209L190 208L191 212H189L190 210L185 208ZM259 206H261V207H259ZM104 207H105V205H104ZM238 207L241 208L242 204H238ZM21 208H20V211H22ZM206 208H207V206H206ZM211 208H212V204L210 206V210H208V208H207L206 211H204V213L207 212V210H208L207 213H209L211 215L210 212H212L214 210V209L212 210ZM66 209H67L66 207L62 208V209H59L58 212L61 213V212H63ZM183 209H185L184 211H186V212L180 211V210H183ZM201 209H203V210H201ZM18 212L19 211L16 210V212L14 213V216H12L13 213H10V212L6 213V216L5 215L4 216L0 215V222L1 221L3 222L2 224L0 223V236H1L0 237V246L3 243L8 242V240L10 241V239L8 238V235H6V234L10 233V231L18 230V231H15L17 240H18V237L20 239L21 236L23 235V232L20 231L21 229H25L26 230V228H29V229L31 228L30 230H32V229L34 230L37 227L36 228V230H37L36 232H38V229H39V224H37L38 221L36 219H31L30 220L29 217L28 218L24 217V219L27 218V222H28V224L26 222V226H25L24 225L25 222L22 219V217H23L22 215L26 216L27 212L24 213V214L22 212L21 219L19 218L20 217L19 214H21V212H19V214L16 215V213H18ZM111 212H112V210L110 211V209H109V214H111ZM183 212H184V214L182 215ZM187 213L190 214L191 218L189 216H187ZM10 214H11V217H9ZM54 215H55V212L47 213L44 218L46 219V221L50 222L53 219ZM165 215H167V214H165V212L163 211L161 213V216H165ZM205 215H206V213H205ZM15 216L16 217L18 216L17 218H19V219H16ZM8 217H9V220H8ZM13 217H14V220L11 219L12 220L11 221L10 218H13ZM180 217H179V219L181 220ZM211 217H213V216L211 215ZM211 217H210V219H211ZM188 218H189V220H188ZM3 219H6V221L3 220ZM15 219L17 220L16 223L14 222ZM145 219L147 220L146 216H145ZM190 219H192V220L194 219L193 222H191L192 220H190ZM10 221H11V224H13V226H11L12 229H11V227L9 228V226L11 225L9 223ZM19 221L22 224L23 223L24 224L21 225V223ZM30 221H32V222H30ZM188 221H190L191 223H189ZM5 222L9 223L10 225L7 226ZM34 222H36V223H34ZM200 222L202 224H200V226H199L198 223H200ZM229 222L231 223L232 227H236L240 223L235 216H232L231 218H229ZM16 224H18V225L20 224L21 226L19 225V227H21V229L18 227V225L16 226ZM5 225H6V227H5ZM29 225L30 226L32 225V226L30 227ZM36 225H38V226H36ZM80 225L83 226V227H87L88 226L84 222L82 224H80ZM171 225H169V226H171ZM194 225H192V228H194L193 227ZM252 225L249 226V227H252ZM196 226H195V228H196ZM16 227H18V228H16ZM55 227H56V229L58 228L57 226H55ZM110 227H111V225H110ZM6 228L9 230V232H7L8 230ZM181 228L183 229L184 233L187 230L186 236H188V237H186L185 234H184L183 238H182V236H181V238L184 239V240L189 238L188 241L190 242V243H188V241L186 240V242H184L185 245L183 243L182 246H181V243L179 242V240L182 242V239L180 238V234H179ZM189 228H191V227H189ZM199 228L195 229V231H197L196 233H198V234H196L194 231L191 234V235H193V233L195 234L194 237L192 236L194 239H195V237L198 238V236H196V235L201 234V231L199 233V230H198ZM201 228H202V226H201ZM208 228H210V229L208 230ZM208 228L206 227V229H204V228L203 229L208 231V232L206 231V233L208 234L209 238L207 236H206V238H208L210 240V241L209 240L208 241L210 242L209 246H211L210 247L211 251H208L209 250L208 249L209 246H207V248L205 247L206 248L205 252L203 250H201L202 248H200L198 250V252H200L199 254L201 256V260H203L205 262L204 264H210L212 256H214V259L216 257L220 256V255H218V256L215 257V254L213 255V253H216V254L218 253L219 254L220 249L216 250V247H219L221 245V243H222V241L217 238L219 236L218 233L220 232V228L218 229L217 225L214 226V227H210L209 226ZM253 228H249V230H248V231L251 232V234H255L256 233L257 229H253ZM182 229H181V232H182ZM250 229L255 231V232L251 231ZM25 230H23V231H25ZM188 231H190V232H188ZM20 232H21V236H18L20 234ZM250 232L249 233L246 232V234H250ZM257 232H259V231H257ZM260 232H262V230ZM260 232L258 233V235H260L258 237H256L257 233L255 234L256 236L253 235V236H255L257 238V239H254V237H253L254 240L251 237L252 235L248 236V235H246L244 233L245 236H248V237L251 238V239L249 238L251 240V243L250 242L248 243L250 246H247V247L244 246V248L247 251L249 250L248 252L251 251V253H249V255H251V256H249L248 259L251 260V258H252V260L249 261L247 259L250 264L251 263L252 264H264V244H263L264 243V232L262 233V235L260 234ZM27 234L28 235H26V234L25 235L27 236L28 240H32L33 238L38 236L37 234H35V236L30 234V233H27ZM29 234H30V238L31 239L29 238ZM176 234H179L178 235L179 240H178L177 237H176L177 239L175 238L174 235H176ZM207 234H205V235H207ZM201 235H203V234H201ZM184 236H185L186 239L184 238ZM93 237L96 239V234H94ZM199 237H200L199 240L203 239V241L201 240V241H199V243L200 242H204L207 245V243H206L207 240H204L205 237L203 238V236H200V235H199ZM244 237H243V242L245 241L244 243H246V240L250 241L247 237L245 239H244ZM173 238H175V240H174V242H175L174 244L175 245L174 244L172 245L173 252H172V254H171V252H168V253H170V255L166 254L165 258H163L164 257L163 254H165V252H166L165 249L170 247L169 243L171 245V242H172L171 240ZM2 239H3V241H2ZM5 239H6V241H5ZM194 239H193V241H194ZM236 239H234V237H233L232 239H229L227 242H224V240H223L222 245H224V244L228 245L229 244L231 246L229 248L230 251H231L233 249L234 243L236 242ZM1 241H2V244H1ZM94 241H96V240H94ZM128 241H130V240H128ZM19 242L22 243L21 240H19ZM84 243L87 244V245H90V246L93 245L86 239L84 240ZM244 243H242V246H241V244H239L238 246H240V247L239 248L237 247V249H241V247H243ZM196 244H198V243H196ZM201 244H200L199 247H201L203 245V244L202 245ZM261 244H262V248L260 246ZM245 245H247V243ZM185 246H186V249H187V250L185 249L186 252L184 251ZM203 246H205V245H203ZM188 247H189V249H188ZM213 247H214L215 251H214ZM181 248L183 249V251L181 250ZM191 248H193V247H191ZM197 248H198V246H197ZM244 248L241 249L242 250L241 252H240V250H239V252H237L236 249H235L236 252L232 250L230 253H232L234 255L236 254L238 256L242 252H244L245 254L246 253L248 254L247 251L245 252ZM0 250L1 251L3 250V246L0 248ZM98 250L99 249H96V251H98ZM195 250H196V247H195ZM18 251L20 252V250H17V252ZM123 251L126 253V254H124L125 256H123V253H124ZM43 252L44 251H42V253ZM75 252H77V254L75 255V257H77V258L81 257L83 255V251L82 250H79V251L77 250ZM183 252H184V254H183ZM196 252H197V250H196ZM0 253H2V252H0ZM230 253H229V259L231 257L230 255H232ZM138 254H139V256H141V258L138 256ZM157 254L160 255L161 258H159L160 256H158ZM188 254L190 255V258L188 257L189 256ZM133 255L135 257L134 260H133ZM236 255H235V257L234 256L231 257V260H230L231 264L232 263L234 264L235 260H236V263L239 264L237 262V260L239 261L240 256L237 258ZM0 256L2 257L1 254H0ZM136 257H138V258H136ZM127 258H125V259L127 260ZM233 258H235V259L233 260ZM246 258H247V256H246ZM218 259H216L214 261L217 262ZM122 260L119 261V263L120 262L122 263ZM128 260H130V259H128ZM232 260H233V262H231ZM0 261H1V258H0ZM248 262H247V264H248ZM123 264H125V262H123ZM211 264H214V262L213 263L211 262Z\"/></svg>","mask_w":264,"mask_h":264}]
</instances>
